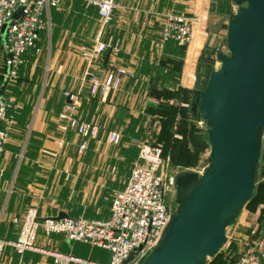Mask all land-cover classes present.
Wrapping results in <instances>:
<instances>
[{"label":"crops","instance_id":"obj_1","mask_svg":"<svg viewBox=\"0 0 264 264\" xmlns=\"http://www.w3.org/2000/svg\"><path fill=\"white\" fill-rule=\"evenodd\" d=\"M212 1L120 0L109 24H101L97 8L89 6L93 11L87 16L90 20L79 18L78 25L71 23L66 29L65 15L72 11L81 15L84 9L76 11L71 3L60 9H51L57 15L54 17L53 39L50 37L54 43V58L62 61L65 58L64 65L69 61V68L62 70L60 63L55 69L54 78L60 87L57 100L53 102L48 98V92L53 93V89H46L47 70L40 80L37 74L33 79L27 75L16 86L5 85L2 90L11 99L9 112L15 117L17 126L9 133L0 157V239L17 238L20 224L14 223L13 217H21L30 206L36 208L40 218L59 214L86 219L109 217L112 197L125 187L137 157L138 148L131 140L135 137L147 140V131L157 123L167 121L169 111L178 104L175 101L184 94H187L186 103L189 104L181 103L190 111L195 69L203 49L201 43L206 28L215 24L212 19H200L190 43L180 46L173 40L159 41L163 15L169 12L191 15L184 12L189 6L193 8L191 12L200 15L205 11V5L210 7ZM219 8L216 4L215 14L219 13ZM94 21H99L96 27ZM88 25L92 30L87 36H81L82 28ZM47 34L41 35L37 41L41 50ZM98 34L101 40L111 39L117 49L108 48L94 59L90 64L91 71L101 81L119 67L132 74L123 76L119 87L110 89L107 95L89 92L88 78L84 76L88 65L86 60L74 59L73 53L67 50L68 45L73 50V44L84 41L87 49L92 47ZM40 53L28 50L18 72L24 71L22 69L35 61ZM49 53L51 49L47 58ZM6 57L0 46V71ZM47 69L49 71L48 66ZM2 76L0 74V78ZM28 82L30 84L25 85ZM39 83L42 88L37 91ZM63 89L79 94L76 117L95 124V136L82 137L71 129H60L57 116L65 102ZM109 130L121 134L119 145L107 140ZM85 137L87 146L79 153L78 145ZM61 142L65 143L64 147ZM164 153L166 156L165 147ZM35 245L44 251L19 253L12 246L3 245L0 264H90L88 262L107 263L110 259L107 250L69 240L62 233L45 235L38 230ZM45 251L72 255L82 261L58 263Z\"/></svg>","mask_w":264,"mask_h":264},{"label":"water","instance_id":"obj_2","mask_svg":"<svg viewBox=\"0 0 264 264\" xmlns=\"http://www.w3.org/2000/svg\"><path fill=\"white\" fill-rule=\"evenodd\" d=\"M231 1L236 10L212 27L194 74L190 109L206 127L207 165L176 176L174 210L141 264H204L254 193L264 134V0ZM224 23L227 52L213 41ZM214 59L219 68L201 77L202 65Z\"/></svg>","mask_w":264,"mask_h":264},{"label":"built area","instance_id":"obj_3","mask_svg":"<svg viewBox=\"0 0 264 264\" xmlns=\"http://www.w3.org/2000/svg\"><path fill=\"white\" fill-rule=\"evenodd\" d=\"M62 0H0V46L7 54L5 71L0 78V157L9 133L15 127V118L9 112L11 99L2 90L8 81L17 74L23 55L30 49L39 52L37 46L41 31L51 28L50 12L58 8ZM97 8L98 18L103 25L113 20L114 12L120 0H87ZM199 17L169 12L163 15L159 32V41L173 40L180 46L190 43ZM108 48L117 49L111 39L98 37L92 47L82 50V58L87 67L84 76L88 78L89 92L107 95L110 89H117L125 75L132 76L124 68H116L103 81L91 71L90 64ZM65 102L57 116L61 130H73L79 136H95L97 126L76 117L79 94L63 89ZM82 138L78 152L87 146V139ZM107 140L116 144L121 139L117 130H109ZM138 148L130 175L123 189L117 190L111 200L110 215L106 219H86L79 217H39L35 207L30 206L21 217H13V222L20 224L15 240L0 239V248L9 245L19 253L25 250H40L35 245L38 230L45 235L62 233L69 240L86 243L107 250L110 259L107 263L88 262L90 264H125L124 260L132 251L135 256L126 264H141L160 238L174 206L166 202V194L173 193L176 176L168 173V157L160 143H153L138 138L132 139ZM264 142V134H263ZM160 169L159 174L156 171ZM54 257L55 262L82 261L72 255L57 251H45ZM264 260V230L248 248L241 252L234 264H262ZM85 262V261H84Z\"/></svg>","mask_w":264,"mask_h":264},{"label":"rangeland","instance_id":"obj_4","mask_svg":"<svg viewBox=\"0 0 264 264\" xmlns=\"http://www.w3.org/2000/svg\"><path fill=\"white\" fill-rule=\"evenodd\" d=\"M214 1V0H213ZM215 4L218 5L219 13L215 14L216 6L214 11H210V7L205 5V11L201 12L200 15L197 12H191L193 10L192 6H189V10L187 12L193 16H198L199 21L200 19L206 18L212 19L215 22L212 27H214L221 17V15H226L227 18L229 15L234 12L237 6L231 0H215ZM217 2V3H216ZM66 3H71L75 5L76 11L79 9L83 10V14H79L75 11L68 13L65 15V29L74 23L78 25L79 18H86L90 20V16L92 15V10L88 7L91 6L88 4L87 0H62L60 6L57 9H60ZM191 4V3H190ZM216 15V16H215ZM53 21V22H52ZM99 21H94V27L97 25ZM209 25V24H208ZM207 25V26H208ZM211 28H206V35L203 37V42L201 43L204 46V41L208 37L209 33L211 32ZM92 29L89 28H82L81 36L85 37ZM94 30V29H93ZM50 32V35H49ZM46 30L47 39L45 42L42 43V50L40 48L41 53L37 56L36 60L33 61L26 69H22L24 71L17 72L16 76L11 80L9 86L14 87L19 83L21 79L27 78L29 75L30 79H33L37 74L39 76V80L41 75L47 70L48 76L46 81V89H53V93L51 91H47L49 94V102H53L57 100L58 94V83L55 81L54 74L55 69L61 63L62 70L64 68H69V61L64 65V59L57 60L54 58V43L52 41L53 33H54V16L51 20V28L50 31ZM50 37L52 39H50ZM225 37H226V23H224L221 29L217 32L216 35L213 37L214 45L217 50H221L223 52H227L226 44H225ZM49 39L51 42H49ZM82 40V38H80ZM91 43V42H90ZM89 45V44H88ZM85 47L84 43H75L72 45V49L70 50L71 46H67V50L72 52L74 59L77 60L78 57L82 58V50L81 47ZM90 46V45H89ZM92 46V45H91ZM51 49V53H49V57L47 58V54ZM87 49V47H85ZM84 50V49H83ZM39 51V52H40ZM38 52V53H39ZM70 52V53H71ZM202 51H200L201 53ZM199 53V54H200ZM83 59V58H82ZM66 60V59H65ZM85 61V59H84ZM197 61V60H196ZM220 62L218 60H213L210 68L211 69H218ZM49 67V71L47 69ZM5 66L4 63L1 64V71L0 74H4ZM201 77L204 76L201 74ZM30 83H25V85H29ZM10 88V87H9ZM42 85L37 86V91L41 90ZM182 98V97H181ZM177 99L178 103L175 105L173 110L169 111V119L174 120L176 123L171 122V120H167L162 123H157L155 126H152V130H148L146 133V138L148 141L160 143L163 147H165L166 156L168 157V173L177 176L178 174H182L185 172H196L198 174L202 173L203 168L207 165V158L209 154V145L205 140L206 132H205V124L199 118L198 113L197 117L192 118L186 114L185 109L188 106L182 105L186 103L187 94L183 95L182 99ZM46 99V98H45ZM182 101V103H181ZM167 109L165 110V112ZM164 112V113H165ZM176 114L178 117L176 119ZM172 115V117H171ZM166 117V116H165ZM167 119V117H166ZM120 142V141H119ZM132 142V140H131ZM63 147L65 146L64 142H61ZM119 145V143L113 144ZM130 145V144H129ZM133 145V144H132ZM54 146V144H53ZM67 146V145H66ZM264 146V142H263ZM264 148V147H263ZM257 193L254 198H252L249 202H247L243 208L240 210L236 221L229 225L226 230V241L217 251L214 256H209L206 258L204 264H234L237 256L245 251L249 245L260 235L262 229L264 228V149L263 155L260 159L259 171L257 174V181H256ZM175 190V189H174ZM174 190L173 193L166 194V202L169 205H173L174 199Z\"/></svg>","mask_w":264,"mask_h":264},{"label":"trees","instance_id":"obj_5","mask_svg":"<svg viewBox=\"0 0 264 264\" xmlns=\"http://www.w3.org/2000/svg\"><path fill=\"white\" fill-rule=\"evenodd\" d=\"M53 9H57V8H53ZM50 15H51V20H52V17H53V16H54L55 18H56V16H57V15L54 14V10L51 11V14H50ZM45 34H46V30L41 31L40 34H39V39H41V35H45ZM39 39H38V40H39ZM175 43H176V42H175ZM37 53H38V52H37ZM103 53H104V52H103ZM103 53H102V54H103ZM102 54H101V55H102ZM211 64H212V63H211ZM211 64H209V65H208V64H206V65H202L203 71L201 72V74H202L203 76H205V74L211 69V68H210ZM17 72H18V70H17ZM10 82H11V81H8V82L6 83V85L9 86ZM192 91H193V90H192ZM185 111H186V114H187L188 116H190V117H192V118H195V117L193 116V112H192L191 109H190V111H189V108H186ZM14 118H15V117H14ZM16 126H17V124H16V120H15V127H16ZM15 127H14V128H15ZM120 140H121V139H120ZM150 142H151V141H150ZM118 143H119V142H118ZM131 143H132L133 145H135V144L133 143V141H132ZM153 143H156V142H153ZM135 146H136V145H135ZM263 147H264V146L262 145L261 157H262V155H263V149H264ZM257 187H258V185H257V183H256V184H255L254 193H253L252 197H251L247 202H249L252 198L255 197V195H256V193H257ZM247 202H246V203H247ZM246 203H245V204H246ZM245 204H244V205H245ZM262 232H263V230H262ZM262 232H261V233H262ZM261 233H260V234H261ZM213 256H214V255H213Z\"/></svg>","mask_w":264,"mask_h":264},{"label":"flooded vegetation","instance_id":"obj_6","mask_svg":"<svg viewBox=\"0 0 264 264\" xmlns=\"http://www.w3.org/2000/svg\"><path fill=\"white\" fill-rule=\"evenodd\" d=\"M172 206H174V202H173V205Z\"/></svg>","mask_w":264,"mask_h":264}]
</instances>
